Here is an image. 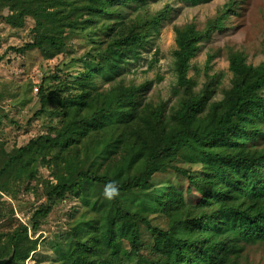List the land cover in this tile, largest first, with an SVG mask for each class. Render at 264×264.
Here are the masks:
<instances>
[{
  "label": "trees",
  "instance_id": "1",
  "mask_svg": "<svg viewBox=\"0 0 264 264\" xmlns=\"http://www.w3.org/2000/svg\"><path fill=\"white\" fill-rule=\"evenodd\" d=\"M0 2L10 8V24L21 26L30 15L40 30L21 50L37 48L54 56L67 30L97 27L98 14L134 3L144 7L148 0ZM168 12L169 7L160 11L141 29L138 22L119 33L104 28L100 43L105 46L95 44L87 51L100 66L84 70L73 82L79 94L58 101L59 127L30 139L7 160L0 158V196L12 170L34 176L30 166L35 161H46L55 180L45 188L46 202L33 212L31 224L0 231V261L26 264L39 244L30 232L38 230L56 200L68 195L79 196L83 208L68 227L59 264H242L245 247L264 242V146L254 142L264 132V62L252 65L232 53L231 86L221 100L212 101L210 84L196 93L188 76L205 32L185 24L175 28L174 68L182 94L170 110L164 103L144 102L142 86L123 84L112 88L97 110H83L104 97L96 92L95 79L103 75L111 81L127 57L138 58ZM219 26L217 18L206 32ZM90 38L97 43L96 34ZM39 92L37 115L56 100L48 99L42 87ZM179 157L199 163L202 175L175 165ZM170 169L176 178H186L185 186L156 179ZM109 182L119 188L112 200L104 196Z\"/></svg>",
  "mask_w": 264,
  "mask_h": 264
},
{
  "label": "rangeland",
  "instance_id": "2",
  "mask_svg": "<svg viewBox=\"0 0 264 264\" xmlns=\"http://www.w3.org/2000/svg\"><path fill=\"white\" fill-rule=\"evenodd\" d=\"M2 5L0 2V158L4 155L6 160L30 139L59 127L62 113L58 101L79 94L73 82L84 70L100 66L99 58L88 55L87 51L95 44L105 46L100 41L106 38L104 28L107 26L119 33L138 22L137 29H141L140 25L169 7V12L160 18L157 28L147 37L145 47L140 48L138 58L127 57L111 81L101 74L95 79L96 92L103 93L104 97L93 99L89 108L83 109L86 112L104 105L108 101L106 95L121 84L142 86L140 95L144 102L164 103L170 110L182 94L174 68L175 28L185 24L193 23L205 32L190 61L188 76L194 81L196 93L210 84L212 101L221 100L224 90L231 86L233 75L229 59L232 53L241 54L252 65L264 62V0H210L196 5L183 0H148L144 7L136 3L126 5L110 15L95 16L93 23L97 27L73 33L67 30L62 50L54 56H46L37 48L22 51L21 47L32 42L40 30L30 15L24 17L21 26L10 24L6 19L10 8ZM217 18L220 26L207 33V27ZM88 32L96 34L97 43H93ZM40 87L48 99L56 100L37 115L42 95ZM254 142L258 148L264 146V132ZM44 163L46 161L32 163L34 176H20L12 170L6 190L0 196V231L8 232L20 223L31 224L33 212L46 202L45 188L55 180L52 169ZM174 164L202 175L197 162L179 157ZM173 172L170 169L157 174L156 179L180 181L185 186L186 178H176ZM82 208L77 195L56 200L38 230L30 232L33 238L39 237V244L26 264H59L56 259L60 246L68 239V227ZM242 260V264H264V242L247 245Z\"/></svg>",
  "mask_w": 264,
  "mask_h": 264
},
{
  "label": "clouds",
  "instance_id": "3",
  "mask_svg": "<svg viewBox=\"0 0 264 264\" xmlns=\"http://www.w3.org/2000/svg\"><path fill=\"white\" fill-rule=\"evenodd\" d=\"M119 195V188L114 182H109L106 184L104 189V196L108 200L114 199Z\"/></svg>",
  "mask_w": 264,
  "mask_h": 264
},
{
  "label": "water",
  "instance_id": "4",
  "mask_svg": "<svg viewBox=\"0 0 264 264\" xmlns=\"http://www.w3.org/2000/svg\"><path fill=\"white\" fill-rule=\"evenodd\" d=\"M8 260L0 261V264H5Z\"/></svg>",
  "mask_w": 264,
  "mask_h": 264
}]
</instances>
